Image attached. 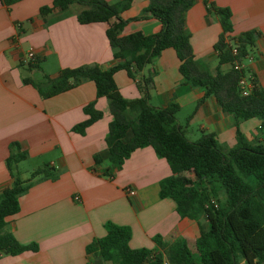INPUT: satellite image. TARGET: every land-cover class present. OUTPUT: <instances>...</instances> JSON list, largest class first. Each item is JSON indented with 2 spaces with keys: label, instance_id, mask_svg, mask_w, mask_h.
I'll list each match as a JSON object with an SVG mask.
<instances>
[{
  "label": "crops",
  "instance_id": "obj_1",
  "mask_svg": "<svg viewBox=\"0 0 264 264\" xmlns=\"http://www.w3.org/2000/svg\"><path fill=\"white\" fill-rule=\"evenodd\" d=\"M51 1L18 0L7 7L0 0V190L12 182L5 162L12 141L27 150L33 167L47 162L59 171L57 177L33 182L21 194L19 211L5 225L20 242L34 241L38 249L15 255L1 251L0 264H105L100 257L86 253L85 247L106 233V221L130 227L131 247H152V237L157 234L168 240L184 236L193 243L202 218L181 217L175 202L159 195V181L171 170L151 145L134 149L121 166L113 169L112 176L102 173L110 165L105 136L113 114L109 100L96 96L93 80L84 78L48 97H43L33 83L23 81L31 77L43 84L44 74L53 77L62 67L96 63L108 68L113 61L106 22H79L80 6L75 4L40 14V6ZM149 1L132 0L122 12L128 19L123 33H153L161 28L157 18H132L140 15ZM209 1L229 7L232 34L250 29L258 32L241 64L244 74L264 87V0H193L185 10V29L194 57L202 68L215 72L218 58L214 43L221 25L216 14L208 10ZM30 48L39 66H28L32 60L27 57ZM179 62L174 48L167 47L146 65L142 72H152L154 81L149 90L150 103L164 106L177 102V122L190 140L212 132L226 147L234 146L236 118L221 108L214 95L199 101L203 88L183 81ZM229 66L219 65L222 70ZM114 79L125 97L142 95L137 79L125 69H118ZM92 100L102 116L83 132L73 130L87 117L83 106ZM185 108L183 118L181 111ZM139 109V104H134L122 113L133 118ZM246 122H238L244 135L263 141V132L257 130L259 119ZM96 154L99 161L94 158ZM18 166L19 162L15 166L19 176L29 177L31 170ZM128 188L135 192L128 193Z\"/></svg>",
  "mask_w": 264,
  "mask_h": 264
},
{
  "label": "trees",
  "instance_id": "obj_2",
  "mask_svg": "<svg viewBox=\"0 0 264 264\" xmlns=\"http://www.w3.org/2000/svg\"><path fill=\"white\" fill-rule=\"evenodd\" d=\"M1 1L9 7L18 0ZM192 1L150 0L143 12L132 18L160 20L161 28L153 33L140 30L123 33L128 19L122 17V12L132 0H52L39 8L44 15L55 8L65 9L75 4L80 6L79 22H106L105 33L113 49V61L108 68L96 63L62 67L53 77L44 74L43 84L31 77H24L23 81L33 83L43 97H48L84 78L93 80L96 96L109 100L113 114L105 136L110 165L102 173L112 176L113 169L121 166L134 149L151 145L166 159L171 170L159 181V195L171 198L181 217L198 221L203 216L207 220L206 225L198 222L193 247L184 236L168 240L159 234L152 237V247H131L130 227L106 221V233L85 247L86 253L100 257L105 264H163L164 260L169 264H240L241 260L244 264H257L264 259V142L248 139L238 127L240 120L257 117L260 121L257 130L264 132V87L254 82L249 92L243 94L238 80L244 70L232 65L248 54L258 32L250 29L232 34L229 7L209 1L208 10L216 14L221 25L214 43L218 67L215 72L202 68L194 57L185 29L184 12ZM167 47L176 51L183 81L203 88L199 101L214 95L221 108L234 115L237 121L234 146L226 147L212 132L190 140L177 122V102L164 106L150 103L153 76L152 72L142 71ZM233 47L237 50L235 54ZM37 62L32 58L28 66H39ZM223 63H228L229 68L222 70L219 65ZM118 69H125L130 77L137 79L140 97L128 98L120 92L114 79ZM134 104H139V113L133 118L125 117L122 111ZM83 111L87 117L72 127L78 132L102 116L94 100L86 103ZM28 156L18 141L10 143L5 162L12 182L0 190V252L12 255L38 249L36 242L22 243L5 229L8 218L19 211L20 195L33 182L53 179L59 173L46 162L34 167L26 179L21 178L15 166ZM94 158L100 160L97 154ZM220 188L223 198L218 196Z\"/></svg>",
  "mask_w": 264,
  "mask_h": 264
},
{
  "label": "built area",
  "instance_id": "obj_3",
  "mask_svg": "<svg viewBox=\"0 0 264 264\" xmlns=\"http://www.w3.org/2000/svg\"><path fill=\"white\" fill-rule=\"evenodd\" d=\"M232 50H233L234 54L237 52L235 47H233ZM27 57L28 58H33L34 57V51H33L32 48L28 49ZM232 65L236 69H241L242 68L241 62H238L236 60L234 61V63ZM238 81H239V85H240V87L242 89V93L243 94H247L249 92V90L251 89V87L253 86V84H254L253 78L252 77H248L245 74L240 75ZM127 191L130 194H133L135 192V190L133 188H128ZM75 198H79V196L76 195ZM163 264H169V262L167 260H164Z\"/></svg>",
  "mask_w": 264,
  "mask_h": 264
},
{
  "label": "rangeland",
  "instance_id": "obj_4",
  "mask_svg": "<svg viewBox=\"0 0 264 264\" xmlns=\"http://www.w3.org/2000/svg\"><path fill=\"white\" fill-rule=\"evenodd\" d=\"M35 76H37V75H35ZM187 111V108H185L184 110H182L181 111V115H183V118H184V114H185V112ZM254 119H257L256 117H252V118H249V119H247V122H249V121H253ZM246 122V123H247ZM263 134V136H264V132L262 133ZM263 142H264V139H263ZM34 165H33V163L32 162H30L28 159H25V160H22V161H20L19 162V166H18V168H20V169H22V168H28V170L30 171V170H32L34 167H33ZM29 171L27 172V174H29ZM191 173V172H190ZM249 179L251 180V181H254V179H253V177L252 176H250L249 177ZM219 194H218V196L220 197V198H223V191L221 190V188L219 189V192H218ZM202 219V223H205V224H207V220L202 216L201 217ZM189 246L190 247H193V243H192V241H189Z\"/></svg>",
  "mask_w": 264,
  "mask_h": 264
},
{
  "label": "water",
  "instance_id": "obj_5",
  "mask_svg": "<svg viewBox=\"0 0 264 264\" xmlns=\"http://www.w3.org/2000/svg\"><path fill=\"white\" fill-rule=\"evenodd\" d=\"M257 264H264V259L259 261Z\"/></svg>",
  "mask_w": 264,
  "mask_h": 264
}]
</instances>
